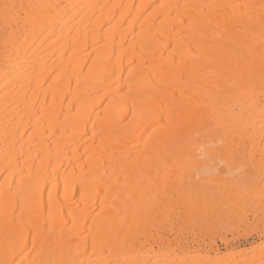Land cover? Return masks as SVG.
I'll list each match as a JSON object with an SVG mask.
<instances>
[{
	"label": "bare ground",
	"instance_id": "1",
	"mask_svg": "<svg viewBox=\"0 0 264 264\" xmlns=\"http://www.w3.org/2000/svg\"><path fill=\"white\" fill-rule=\"evenodd\" d=\"M243 187L264 192V0H0V261L264 264L150 231L245 221Z\"/></svg>",
	"mask_w": 264,
	"mask_h": 264
},
{
	"label": "rangeland",
	"instance_id": "2",
	"mask_svg": "<svg viewBox=\"0 0 264 264\" xmlns=\"http://www.w3.org/2000/svg\"><path fill=\"white\" fill-rule=\"evenodd\" d=\"M222 165L223 164H221V166ZM245 166H247V165H245ZM196 167L198 168V166H196ZM181 168L183 169L184 167L182 166ZM185 169H186V167H185ZM192 169H194L192 171H195L196 172L195 167H192ZM246 169L248 170V168H246ZM179 171H180V173H182L181 170H180V168L179 169L174 168L171 171V173H176L177 174ZM185 171L186 170H184V172ZM248 171H246V172H248ZM199 172H201V171H199ZM241 193H242L244 199H246V201L248 202V207L245 208L244 214H242L243 212L240 211L241 213H239V217H241L242 215L243 216L246 215V218H248V219H246L245 221L251 220V221H254L255 222L256 219H254L252 216L254 214L257 215V213H258V216H260L259 213H261V210H263V206H264V192H260V191L258 192V190H257V192H253L252 191V193H251L250 191L247 190L246 187H243L241 189L240 195H241ZM249 193H250V195H249ZM242 195H241V197H242ZM174 212H175V210L173 212H168V213L159 215L157 217V219H156L155 227H153V229L150 230V231L152 233H159V234L168 235L170 232H173V233L176 232V229H178V231H180V228H181V231L180 232L182 234H185V235H187V233H189L188 235H190L192 233V234H197V235H199L201 237L202 234L205 235V236L208 234V232L205 231L204 229H202L201 227H196L195 226L193 228L192 227H187L186 228V226L182 225V222H180V219H179L180 217H178V214L176 215ZM172 213H174V216H173ZM233 216H231V218ZM237 219H240L241 220L242 218H238L237 217ZM237 219H235V221ZM256 223H257V221H256ZM219 231L220 232L223 231L225 234H227V236L229 238L233 237L231 243H233L234 245L235 244L236 245L239 244V245H242L243 246L245 244V246H248L250 248L254 246V251H258L261 247L264 248V235H261V237L260 236L258 237L254 231H250V233L247 232L249 234H246V235H243V233L242 232H239V231L233 232L232 231V222H229L226 225L221 226L219 228ZM237 233L238 234L240 233V234L237 235ZM170 234H172V233H170ZM211 241H213V240H211ZM213 242L216 244L215 247H218L221 250L223 249L222 248L223 247V244H222V241L221 240H219V241H213Z\"/></svg>",
	"mask_w": 264,
	"mask_h": 264
},
{
	"label": "snow or ice",
	"instance_id": "3",
	"mask_svg": "<svg viewBox=\"0 0 264 264\" xmlns=\"http://www.w3.org/2000/svg\"><path fill=\"white\" fill-rule=\"evenodd\" d=\"M4 15L5 18L9 15V6L7 4L4 5ZM259 230L262 235H264V219H262L259 223H256L254 221L248 220H239V221H233L232 222V231L233 232H242L247 233L249 231ZM22 233H20V237H22ZM206 240H213V241H219L221 239L227 241V237L223 235V232H217L215 228H210L208 230V234L204 237ZM19 242V241H18ZM33 248H35V244H33ZM24 249H21V255L23 254ZM264 251V250H262ZM0 264H15V261H0ZM23 264V262H21ZM29 264H35V262L30 261ZM215 264H220V262H215Z\"/></svg>",
	"mask_w": 264,
	"mask_h": 264
}]
</instances>
